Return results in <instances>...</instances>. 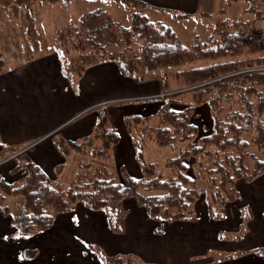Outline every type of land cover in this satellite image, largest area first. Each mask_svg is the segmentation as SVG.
Here are the masks:
<instances>
[{
    "label": "trees",
    "instance_id": "1",
    "mask_svg": "<svg viewBox=\"0 0 264 264\" xmlns=\"http://www.w3.org/2000/svg\"><path fill=\"white\" fill-rule=\"evenodd\" d=\"M105 1L123 5L128 11V26H116L102 9L80 15L55 36L61 71L73 84L87 67L112 62L122 75L140 83L143 81L140 72L170 69L193 61L205 63L161 72L157 79L162 92H171L170 76L181 81L179 89H189L165 95L163 99L134 101L139 105L157 101L156 109L146 115L123 116L131 137L143 133L154 146L167 147L174 155L166 158L164 171L157 170L153 163L144 162L137 147L138 178H133L122 165L115 169L108 166L119 136L108 105L97 106L90 134L74 141L54 140L62 155L70 156V152L80 155L68 183L50 180L28 156L15 163L13 171L22 175L17 183L7 184L0 178V212L9 218L12 235L16 237H30L48 229L57 214L72 210L77 203L103 211L110 230L119 233L126 214L121 202L129 198L145 210L148 218L160 223L158 231L163 223L193 220L194 204L200 194L208 215L220 220L225 217L226 207L240 200L238 185L251 183L264 174L262 4L244 0L241 16L218 19L209 35L201 41L193 37L191 46L186 47L167 26L141 13L150 5L140 0ZM25 2L0 0V6ZM188 15L175 14L179 18ZM200 15L210 18L206 12ZM3 65L0 56V69ZM176 104L180 108L175 109ZM246 131L253 134L250 142L260 152V156L250 155V168L245 165L250 143L243 138ZM90 159L103 165L93 164ZM61 167L57 166L56 172ZM8 199L20 203L10 208L6 204ZM240 211L243 224L231 236L244 234L241 231L247 230L246 222L252 217L248 206H242ZM93 247L101 264H143L131 255L107 256ZM251 251L264 257V246ZM33 255V251H23L27 259Z\"/></svg>",
    "mask_w": 264,
    "mask_h": 264
},
{
    "label": "crops",
    "instance_id": "2",
    "mask_svg": "<svg viewBox=\"0 0 264 264\" xmlns=\"http://www.w3.org/2000/svg\"><path fill=\"white\" fill-rule=\"evenodd\" d=\"M140 1L192 14L203 2L212 0ZM14 9L5 7L0 11L18 26L20 19ZM65 26L56 27L54 32ZM37 28L42 33L47 26L39 22ZM8 31L0 44V49L7 51L0 69V168L11 161L12 154L27 149V156L50 180H71L75 158L62 155L54 140L74 141L90 134L95 107L106 104L119 136L112 149L116 166H124L133 178L140 177L122 118L153 113L157 104H117L161 91L158 79L138 83L122 75L114 63L106 62L87 67L70 84L61 71L54 44L28 39L24 28L22 33L27 38L18 47ZM59 165L62 167L56 172ZM7 169L0 170L6 181L13 178ZM238 191L240 200L226 207L223 219L213 220L204 203L198 201L193 220L163 223L161 231L156 230L160 223L148 218L145 210L129 199L121 202L126 214L119 233L110 230L103 211L82 203L57 214L48 229L31 238L12 235L9 218L0 212V264H101L93 246L107 256L131 255L143 264H264V257L251 251L264 246V174L251 183H240ZM242 206L251 207L253 212L246 222V233L238 242L223 241V236L241 228ZM24 239H30L31 244ZM27 248L34 252L28 259L23 257ZM65 255L71 258L64 259ZM216 257L223 259L218 261Z\"/></svg>",
    "mask_w": 264,
    "mask_h": 264
},
{
    "label": "rangeland",
    "instance_id": "3",
    "mask_svg": "<svg viewBox=\"0 0 264 264\" xmlns=\"http://www.w3.org/2000/svg\"><path fill=\"white\" fill-rule=\"evenodd\" d=\"M254 1L256 3L262 4V10L264 13V2H263L264 0H254ZM244 6H245L244 0L232 1L231 3H226L224 0H212L211 2H208L206 4H204L203 2L198 12L189 14L187 17H184V18H179L175 16L176 13H182L181 11L162 8L158 6H150V7L147 6L143 10H141V13L145 15L151 21H159L163 23L175 34L176 38L182 45L189 47L191 46V41L193 37H196L201 41L207 35H209L211 33V27H213V24L218 19L235 18V17L241 16L243 14L242 10L244 9ZM5 7L17 8V9H14L13 12H16V15L20 19V23L18 22L19 24L18 26H16L13 23V21L9 22L6 19L4 13L0 11V44H2V40L5 38L6 33L9 32L8 31V28H9L11 30L10 34H13L15 37L14 44H16L18 47L20 46V43L24 42V39L27 38V36H24V34L22 33L24 28L25 30H27V34L29 37L28 39L32 38V40L34 41L36 40V43L51 46L52 44H55L54 42L55 36L57 35L59 31H61L62 29L66 27L65 25L68 26L74 23L80 15L89 13L95 9H102L106 11L110 15L112 21L115 23L116 26L127 27L129 24L128 11L123 7V5L117 2H108L105 0H56L53 2L51 1L49 2L45 0H33L30 2L29 0H26V2L23 4H12L9 6H5V5L0 6V8H5ZM18 8H21V9L18 10ZM204 8L208 10H203ZM201 12L208 13L210 15V18L202 17L200 15ZM39 22L47 26V29L44 28L42 33L37 28V25L39 24ZM8 23H10V26L8 25ZM58 26L59 27L65 26V27L60 30H57V32L55 33L54 31L56 30V27ZM262 26L264 28V21L262 23ZM0 46L3 49V46L2 45ZM2 49H0V56H2L4 60L5 53H7V51H4ZM202 65H205V63L199 62V61H193V62L181 64L177 67H172L170 69H164V70L154 69L148 72H143V73L140 72V74L138 75H142L143 81H144L146 79L157 78V75H159L163 71L170 72L172 70L187 69V68L197 67V66H202ZM168 82H169V89L171 90L170 92L171 94L177 93L179 88L182 85L181 81L179 79H175L173 76L168 77ZM187 89L189 88H183L182 91L187 90ZM162 94L163 92L158 91L155 94L139 96V98L134 99L133 101H124V103L129 104L134 101H143L147 99L154 100V99H158L159 97L157 96H160V95L162 96ZM156 103L157 101H153L149 104L156 105ZM133 104H137V103L134 102ZM120 105L117 104V106H120ZM173 106L175 109L180 108L177 104ZM115 127L116 126H114V128ZM137 133L132 135L131 137L130 134L127 132V135L129 136L132 142L134 159L136 160V154H137L136 152H137V147H138L139 151L142 154L144 162L153 163L154 167L157 170L164 171L165 168L163 167V165H164L166 158L173 156L174 152H172L167 147L154 146L151 142H149L148 139L145 138V134L140 133L141 135L137 136ZM252 136L253 134L250 131H246L243 133V138L248 142H250V139L252 138ZM133 141H137L139 146L138 144L136 145L133 144ZM26 152L27 150L22 152L23 154H20L18 157L11 159L9 163L1 166L0 170H2L4 167L8 168L7 169L9 171L8 174L10 173V175H12L13 177V178H10L8 181H6L0 176V178H2L5 181V183L14 184L19 181L22 175L20 172L13 171V168L17 160L22 159L24 156H27ZM247 153H248V157L246 158L245 165L246 167L250 168L251 167L250 155L260 156V152L250 142L247 147ZM69 154L74 156L76 163L80 159L79 154H74L73 152H70ZM115 157L116 156L115 154H113V150H112L111 159L108 163V166L114 169L117 165L115 161ZM89 162H93V164L96 163V165H103L101 161H96L95 159H90ZM136 164H138L137 161H136ZM76 165H75V168H76ZM15 178L17 179L15 180ZM69 181L70 180H66L63 183L65 184V183H68ZM201 184L202 183H200V185ZM201 188L203 192L204 186L202 185ZM199 197L200 198L198 199V201L204 203L203 195L200 194ZM14 200L12 201L11 199H8L6 200V204L10 208H13L14 204L20 203L19 200L16 199L15 202ZM129 200H133V199L129 198ZM248 210L253 214L251 207H248ZM56 232H60V229L56 228ZM241 232L246 233L245 230L243 229ZM231 235L232 234L230 235L226 234L225 236H223L224 239L222 240L229 241V242H238V240L242 239L243 234H240L239 237H236V235L234 236H231ZM24 240L26 244H31L30 239H24ZM60 246L67 247L66 245H60ZM28 249L29 248L25 250H28ZM68 258H71V257H69V255H65L64 259H68ZM221 259L223 258L216 257V260L218 261Z\"/></svg>",
    "mask_w": 264,
    "mask_h": 264
},
{
    "label": "built area",
    "instance_id": "4",
    "mask_svg": "<svg viewBox=\"0 0 264 264\" xmlns=\"http://www.w3.org/2000/svg\"><path fill=\"white\" fill-rule=\"evenodd\" d=\"M164 96H165V94H162V96L160 95V96H157V97H159L160 99H162ZM24 151L25 150H21V151L17 152L16 154L12 155L11 157L12 158L18 157L20 154H23L22 152H24Z\"/></svg>",
    "mask_w": 264,
    "mask_h": 264
},
{
    "label": "snow or ice",
    "instance_id": "5",
    "mask_svg": "<svg viewBox=\"0 0 264 264\" xmlns=\"http://www.w3.org/2000/svg\"><path fill=\"white\" fill-rule=\"evenodd\" d=\"M73 219H74V220H77V218H76V217H73ZM5 238H6V237H5Z\"/></svg>",
    "mask_w": 264,
    "mask_h": 264
}]
</instances>
